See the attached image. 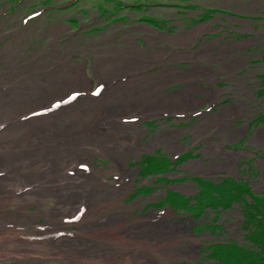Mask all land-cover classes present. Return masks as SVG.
<instances>
[{
	"label": "rangeland",
	"instance_id": "rangeland-1",
	"mask_svg": "<svg viewBox=\"0 0 264 264\" xmlns=\"http://www.w3.org/2000/svg\"><path fill=\"white\" fill-rule=\"evenodd\" d=\"M57 27L62 31L53 35L51 29ZM190 35L193 38L190 37L185 44L178 40ZM52 43L59 46L60 56L68 55L67 59L58 62L69 60L85 63V71L92 81V86L85 93L90 97L95 96L99 89V82L92 70L94 62L117 58L120 53L113 52V48L132 46L137 47V54L144 62L156 52L163 53V63L160 66L139 70L141 72L137 74L141 78L176 67L180 71L197 75L194 86L198 85L199 88L204 83L209 92L211 87H215L214 76L218 79L217 74L225 70L219 67L227 64L235 75L243 71L249 72V77L256 75L259 80H254V84L262 85L264 0H0V70H7L2 62L7 49H14L17 60L15 65L20 69L26 68L29 70L27 75L34 77L36 72L31 68L38 60L36 55L46 58L52 51ZM69 46L72 49H68ZM198 51L210 54L208 58L190 57ZM173 54L185 59L168 62ZM123 56L128 57V54ZM186 74L178 80L169 79L167 83H173L164 88L161 94L185 89L189 85L188 81L182 79ZM201 75L207 80H203ZM228 75L231 77L230 73ZM217 83V87L221 88L219 85L223 83ZM227 95L233 93L228 92ZM193 98L198 99L195 100L197 104L188 108L185 115L177 113L180 110L174 106L167 115L141 116L140 123L138 122L139 144L144 149L125 158L124 162L127 171L132 174V180L123 191V198L119 200L129 211L126 225L131 222L139 225L152 216H163L165 222L185 229L186 233L178 234L176 246L191 251L176 257L160 256L158 264H216L218 259L215 256L210 258V252L205 251V247L211 253L217 248L233 249L236 243L251 249L254 245L264 249L260 246L262 234L264 240V197H253L254 203L244 207L243 220L238 221L241 229L232 228L231 232L227 226L235 217L228 215L227 211L239 201L237 184H230L228 187L224 184H212L203 178L190 177L186 172L191 162L203 160L201 148L203 147V151L211 144L208 135L201 136L204 132L198 129V123H209L210 113L200 109L212 103V95L209 94L206 102H202L203 94L200 92L195 93ZM261 99L263 101L259 106L264 115V94ZM144 103L146 105L149 102L144 99ZM262 119L264 118L259 120ZM262 128L260 137L253 142L257 130L248 131L246 123L244 137L252 139V144H259L264 141V127ZM133 130L135 129L129 131ZM169 134L175 136L172 135L169 139L161 137ZM199 144L201 146L198 147ZM205 153L204 156H210V153ZM87 162L99 173H104L113 165L106 156H95ZM103 177L115 184L114 177ZM184 180L195 183L196 188L192 189V194L176 189L186 184ZM52 205V199H48L42 207L30 206L28 212H41L32 219L33 224L27 225L22 231L38 232L43 227L48 229L52 223L59 222L60 227L65 223L69 231L75 232L77 227L86 224L87 219L79 226L75 219V223L70 224L75 215L63 221L47 218L49 211L46 209L50 210ZM109 216H113V213L103 212L102 222ZM66 230L67 227L60 233H72ZM36 239L41 242V238ZM48 242L49 240H44V243Z\"/></svg>",
	"mask_w": 264,
	"mask_h": 264
},
{
	"label": "bare ground",
	"instance_id": "bare-ground-1",
	"mask_svg": "<svg viewBox=\"0 0 264 264\" xmlns=\"http://www.w3.org/2000/svg\"><path fill=\"white\" fill-rule=\"evenodd\" d=\"M61 31L51 29L53 35ZM190 37L178 40L185 44ZM51 50L46 58L36 55L34 77L15 65L14 49H7L2 59L7 70H0V264H158L160 256L189 253L176 246L184 228L165 222L163 216L126 225L129 211L119 200L132 180L125 158L144 149L139 144L140 117L167 115L174 106L182 114L181 106L196 104V89L161 94L154 83L179 76L176 67L141 78L139 70L162 62L157 57L144 62L132 46L113 48L120 53L117 58L94 62L99 89L90 97L85 93L92 86L85 63L58 62L68 55L60 56L54 43ZM197 54L208 58L210 53L198 51L192 58ZM144 99L149 103L145 105ZM95 156L109 157L113 165L99 173L87 162ZM103 175L114 177L115 184ZM48 199L53 205L46 209L47 218L63 221L75 215L70 224L77 220L79 226L87 219L86 224L75 232L59 222L38 232H23L41 212L30 213L28 208L42 207ZM103 212L113 216L102 222ZM66 227L71 236L60 233Z\"/></svg>",
	"mask_w": 264,
	"mask_h": 264
},
{
	"label": "flooded vegetation",
	"instance_id": "flooded-vegetation-1",
	"mask_svg": "<svg viewBox=\"0 0 264 264\" xmlns=\"http://www.w3.org/2000/svg\"><path fill=\"white\" fill-rule=\"evenodd\" d=\"M150 43L153 42L150 41ZM159 53L161 52L155 53L153 57H157L161 60V55H163V53L161 55H159ZM189 55L187 54L186 57ZM192 55L190 57H192ZM172 57L175 61L185 59L179 56L175 57L174 54ZM193 57L203 56L194 55ZM203 58L206 57L204 56ZM219 68L225 69L217 74L218 79L221 80L223 85L221 88L215 86L218 91H214L211 88L209 89L212 95V103L210 102L209 107L215 109L220 106V110L217 109L216 114H213V111H215L213 109L210 112L212 116H220V126L211 127L210 122L207 125L206 121L198 123V129L204 132L201 136L207 137L208 135L211 144L203 151V147L201 148L204 161L201 159L196 162H191L186 172L190 177L203 178L205 181L212 184H224L227 187L230 184H237L239 201L234 203V206L227 211L228 215L231 214L235 217L232 223H229L227 226L232 232V228L235 230L241 229V223L238 224V221L243 220L244 207L254 203L253 197H264V141L259 144H252L250 143L252 139L249 140L248 136L244 137L246 123L248 131L257 130L255 135L256 138L253 142H256L263 130L264 119H259L264 118V115L263 112L260 111L261 106L259 105L260 102L263 101L261 98L264 94V81L262 85H256L254 84V80H259L256 75L249 77L250 73L245 71L235 75V72L230 70V65L227 64ZM174 70L179 73V76H173L164 80L165 82L157 84L156 88L161 87V90H163L169 84L173 83L172 81L167 83L169 79L178 80L187 73L182 79L188 80L190 84L183 90L193 86L194 88L190 89H196L197 92L203 94L202 102L205 100V95L209 96V94H207L208 90L206 94L202 92V89H206L205 86H201L202 88H197L198 85L194 86V82L197 78L192 77L194 74L180 72L177 68H174ZM229 73L231 77L228 75ZM228 92H232L233 95H227ZM187 110L188 108L181 110L182 114H185ZM191 122H193V120ZM203 124L204 128L202 129ZM162 137L169 139L167 135H163ZM190 137L192 138L191 135ZM207 143L208 141L206 140V144ZM199 146L201 145L199 144L198 147ZM205 151L210 153V156H204V154H206ZM195 164H197L196 167H192ZM183 182H186V184L178 186L176 189L185 194H192V189L196 188L195 183L187 180ZM250 198H252V201H249Z\"/></svg>",
	"mask_w": 264,
	"mask_h": 264
},
{
	"label": "trees",
	"instance_id": "trees-1",
	"mask_svg": "<svg viewBox=\"0 0 264 264\" xmlns=\"http://www.w3.org/2000/svg\"><path fill=\"white\" fill-rule=\"evenodd\" d=\"M261 241L262 243L260 246L264 248L263 234L261 236ZM211 254L212 257L215 256L218 259L216 264H253L256 262L264 264V249L257 247V245H254L251 249L236 243L233 249L223 250L217 248L215 252Z\"/></svg>",
	"mask_w": 264,
	"mask_h": 264
},
{
	"label": "crops",
	"instance_id": "crops-1",
	"mask_svg": "<svg viewBox=\"0 0 264 264\" xmlns=\"http://www.w3.org/2000/svg\"><path fill=\"white\" fill-rule=\"evenodd\" d=\"M201 70H202V68H201ZM206 71H207V69H206ZM205 80H207V78L205 77V76H203V75H201ZM218 77V76H217ZM218 79H216V76H214V82H216ZM199 88H202V87H199ZM211 89L212 90H214V91H216V88L215 87H211ZM204 91V93L206 94L207 93V90L206 89H202V92ZM196 93H198L197 91H196ZM208 94H211V90H209V92H208ZM191 107V106H190ZM189 107V108H190ZM181 108V110L182 109H184V107H180ZM209 122H210V126L211 127H215V126H220V116H212V115H210V120H209Z\"/></svg>",
	"mask_w": 264,
	"mask_h": 264
},
{
	"label": "clouds",
	"instance_id": "clouds-1",
	"mask_svg": "<svg viewBox=\"0 0 264 264\" xmlns=\"http://www.w3.org/2000/svg\"><path fill=\"white\" fill-rule=\"evenodd\" d=\"M199 254V253H198ZM176 264H184V263H176Z\"/></svg>",
	"mask_w": 264,
	"mask_h": 264
}]
</instances>
